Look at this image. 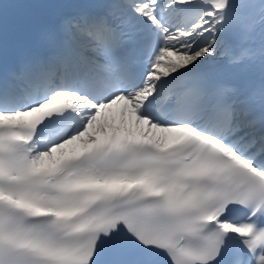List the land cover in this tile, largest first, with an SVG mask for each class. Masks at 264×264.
<instances>
[{"label":"snow or ice","instance_id":"6c2138e0","mask_svg":"<svg viewBox=\"0 0 264 264\" xmlns=\"http://www.w3.org/2000/svg\"><path fill=\"white\" fill-rule=\"evenodd\" d=\"M0 264H264V0H0Z\"/></svg>","mask_w":264,"mask_h":264},{"label":"bare ground","instance_id":"6f19581e","mask_svg":"<svg viewBox=\"0 0 264 264\" xmlns=\"http://www.w3.org/2000/svg\"><path fill=\"white\" fill-rule=\"evenodd\" d=\"M116 116V118H117V120L119 119V116L118 115H115Z\"/></svg>","mask_w":264,"mask_h":264}]
</instances>
